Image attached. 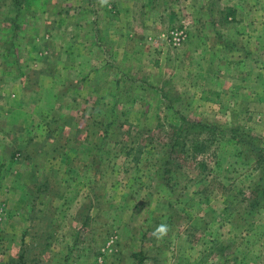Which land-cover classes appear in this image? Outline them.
Segmentation results:
<instances>
[{
  "label": "rangeland",
  "instance_id": "374dc122",
  "mask_svg": "<svg viewBox=\"0 0 264 264\" xmlns=\"http://www.w3.org/2000/svg\"><path fill=\"white\" fill-rule=\"evenodd\" d=\"M0 48V264H264V0H0Z\"/></svg>",
  "mask_w": 264,
  "mask_h": 264
},
{
  "label": "trees",
  "instance_id": "16d2710c",
  "mask_svg": "<svg viewBox=\"0 0 264 264\" xmlns=\"http://www.w3.org/2000/svg\"><path fill=\"white\" fill-rule=\"evenodd\" d=\"M182 122H186L187 125H189V127L193 129L199 127L206 131L209 130L211 132V135L213 136H215L214 134L219 131L218 123L208 122L204 119L192 120L182 117ZM181 124L182 123L180 122V124L176 125V127L174 128V133H176V135L184 127L183 124ZM223 130H226L231 141H233V143L237 145V153L239 150L241 151L243 149H246L251 154L254 164H260L262 174L259 175L256 179V182L252 184L250 199L248 202L249 211H254L264 203V145H262L261 140L258 137L246 132L245 129L241 128L239 125L228 126ZM98 151L99 149H97V152ZM167 156L169 157L170 154H168ZM166 161L167 159L163 161L164 165L167 163Z\"/></svg>",
  "mask_w": 264,
  "mask_h": 264
},
{
  "label": "crops",
  "instance_id": "0c3cea01",
  "mask_svg": "<svg viewBox=\"0 0 264 264\" xmlns=\"http://www.w3.org/2000/svg\"><path fill=\"white\" fill-rule=\"evenodd\" d=\"M196 22V21H195ZM255 38L258 37V35H255L254 36ZM232 40H234V42H237L235 39L232 38ZM237 47V46H236ZM1 51H3L4 49L3 48H0ZM1 56H4L1 54ZM9 67V64H6L5 65V68H2V70L0 71L3 72V73H7V72H4L6 68ZM8 72H10L9 76L6 74V75H1L2 77V85H0V89H3L4 86H5V89L9 90L11 87L12 88H15V89H19V88H22L23 85H22V78L20 76V71H17V69H14V70H9ZM19 72V73H18ZM13 73V74H11ZM0 104H1V99H0Z\"/></svg>",
  "mask_w": 264,
  "mask_h": 264
},
{
  "label": "clouds",
  "instance_id": "9594fccd",
  "mask_svg": "<svg viewBox=\"0 0 264 264\" xmlns=\"http://www.w3.org/2000/svg\"><path fill=\"white\" fill-rule=\"evenodd\" d=\"M98 2L101 6L109 4V0H98ZM168 231L169 226L166 223H161L153 229L152 235L155 236L157 239H162L165 235H167Z\"/></svg>",
  "mask_w": 264,
  "mask_h": 264
},
{
  "label": "built area",
  "instance_id": "2783aa9c",
  "mask_svg": "<svg viewBox=\"0 0 264 264\" xmlns=\"http://www.w3.org/2000/svg\"><path fill=\"white\" fill-rule=\"evenodd\" d=\"M173 33H174L173 37H175V39H177L178 38V33L176 31H174Z\"/></svg>",
  "mask_w": 264,
  "mask_h": 264
}]
</instances>
